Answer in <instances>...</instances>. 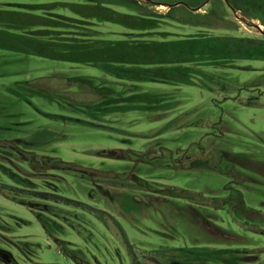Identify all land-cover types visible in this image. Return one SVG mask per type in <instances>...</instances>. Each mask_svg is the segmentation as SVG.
<instances>
[{
    "label": "rangeland",
    "instance_id": "obj_1",
    "mask_svg": "<svg viewBox=\"0 0 264 264\" xmlns=\"http://www.w3.org/2000/svg\"><path fill=\"white\" fill-rule=\"evenodd\" d=\"M150 1L158 0L116 7L154 18L168 11ZM159 1L182 5L178 13L192 2ZM203 1L196 11L216 16L208 33L264 40V0ZM106 27L115 32L107 38L127 30ZM158 29L199 31L170 20ZM185 64L191 82L129 81L0 48V250L16 264H223L197 252L231 248L240 264H264V58ZM59 75L160 98L152 109L90 114L26 89L55 93ZM48 77L56 80L24 84Z\"/></svg>",
    "mask_w": 264,
    "mask_h": 264
},
{
    "label": "trees",
    "instance_id": "obj_2",
    "mask_svg": "<svg viewBox=\"0 0 264 264\" xmlns=\"http://www.w3.org/2000/svg\"><path fill=\"white\" fill-rule=\"evenodd\" d=\"M150 2L168 4L159 0ZM203 2L192 0L181 13L175 11L182 5H171L163 16L154 18L120 10L116 7L118 0H0V48L91 64L129 81L187 83L192 81V69L185 63L230 65L237 59L264 58L262 39L208 33L207 29L215 25L216 16L211 11H196ZM228 4H231L229 0ZM166 20L197 27L199 31L171 37L172 32L158 29ZM105 24L127 30L120 37L107 38L105 34L115 32L108 30ZM236 27V22H230L226 29L235 30ZM56 78L62 85L53 89L55 93L43 87L27 86L26 89L60 102L85 105L90 108L87 111L90 114L130 108L152 109L160 98L157 94L139 91L123 93L106 81L87 75ZM47 79L53 77L36 78L24 84L34 86ZM73 86L75 90L70 89ZM37 216L47 229V218L41 214ZM262 231L264 233V229ZM234 251L204 248L197 253L201 254L200 259L211 257L223 264H240L243 259H236L235 254L232 256Z\"/></svg>",
    "mask_w": 264,
    "mask_h": 264
},
{
    "label": "water",
    "instance_id": "obj_3",
    "mask_svg": "<svg viewBox=\"0 0 264 264\" xmlns=\"http://www.w3.org/2000/svg\"><path fill=\"white\" fill-rule=\"evenodd\" d=\"M167 6L170 7L171 4H167ZM0 258L4 259V261L7 262L8 264H16V261L8 251L0 250Z\"/></svg>",
    "mask_w": 264,
    "mask_h": 264
},
{
    "label": "flooded vegetation",
    "instance_id": "obj_4",
    "mask_svg": "<svg viewBox=\"0 0 264 264\" xmlns=\"http://www.w3.org/2000/svg\"><path fill=\"white\" fill-rule=\"evenodd\" d=\"M0 260L4 262V259L0 258ZM172 264H185V263H183V262H173ZM198 264H201V263L199 262Z\"/></svg>",
    "mask_w": 264,
    "mask_h": 264
}]
</instances>
